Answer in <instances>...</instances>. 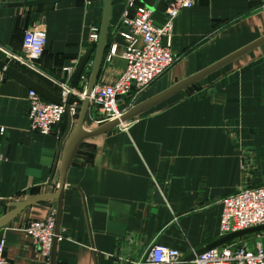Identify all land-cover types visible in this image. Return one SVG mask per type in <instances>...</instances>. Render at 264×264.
Wrapping results in <instances>:
<instances>
[{
  "label": "crops",
  "instance_id": "0c3cea01",
  "mask_svg": "<svg viewBox=\"0 0 264 264\" xmlns=\"http://www.w3.org/2000/svg\"><path fill=\"white\" fill-rule=\"evenodd\" d=\"M25 1L0 0V59L58 95L62 82L81 88L80 75L75 82L73 75L96 46L90 34H99L103 0ZM126 3L111 2L95 84L112 82L124 68V40L115 27ZM153 16L159 22L163 12L153 10ZM39 27L46 44L34 71L15 56L24 31ZM263 38L264 0H197L180 9L170 41L173 63L142 89H132L120 108L151 101L207 72L142 107L125 128L81 143L66 173L55 264H146L153 244L186 257L221 237L223 198L264 185ZM94 53L82 72L91 70ZM28 90L0 70V217L12 209L10 198L56 190L45 184L57 155L52 181H58L67 115L48 134L33 131ZM98 125L88 108L83 127ZM51 210L49 200L34 203L0 228L10 264H50V255L38 254L22 228Z\"/></svg>",
  "mask_w": 264,
  "mask_h": 264
},
{
  "label": "built area",
  "instance_id": "2783aa9c",
  "mask_svg": "<svg viewBox=\"0 0 264 264\" xmlns=\"http://www.w3.org/2000/svg\"><path fill=\"white\" fill-rule=\"evenodd\" d=\"M197 0H168L161 21L155 20L153 10L141 0H127L121 19L115 32L124 40L122 57L125 65L119 76L110 83L95 84L89 95V109L94 110V121L120 118L127 108H120L123 97L132 89H142L154 79L163 75L174 61L170 50L173 22L180 9L193 6ZM97 33L90 34L91 41H97ZM46 44L45 30L42 27L28 29L23 33L22 52L15 59L30 70L37 71V61ZM113 45L109 56L115 54ZM70 74L74 68H63ZM90 70L80 74L81 88L67 82L60 83L61 103H54L42 98L36 91L29 89L27 116L33 131L48 134L66 114L68 104L72 118L78 112ZM130 121V120H129ZM117 127H126L128 122ZM2 130V128L0 129ZM2 155L0 153V160ZM55 211L51 210L43 218L29 220L22 232L38 254L48 258L53 241ZM264 224V185L242 187L223 198L220 214V236L227 233ZM264 231V230H262ZM258 231L248 237L252 243L238 244L236 238L212 247L184 261L181 252L163 244H153L146 255V264H264V232ZM240 238V237H239ZM252 244V245H251ZM0 264H10L5 253V241L0 237Z\"/></svg>",
  "mask_w": 264,
  "mask_h": 264
},
{
  "label": "water",
  "instance_id": "95a60500",
  "mask_svg": "<svg viewBox=\"0 0 264 264\" xmlns=\"http://www.w3.org/2000/svg\"><path fill=\"white\" fill-rule=\"evenodd\" d=\"M57 1L59 0H28V1H25L23 5L28 6V5H38V4H51ZM111 2L112 0H103V14H102V18L100 21V28H99V34H98L96 46L89 49L88 52L82 57L73 75L72 81L75 82L78 76L80 75V73L82 72L92 51L94 50L95 52L94 59H93L92 67L90 70L89 78H88V81L85 87V95L83 99L81 100L80 107H79L77 117L75 120L72 118L69 108H68V104H71L73 102V98H69L67 101V104L65 105V111L67 115V126H66L64 134L62 135L59 141V145H58V154L62 150V156H61L60 164L58 166V174H59L58 181L57 182L52 181L54 172L56 169L57 159H58V155H57L55 162L53 164V167H52L50 177L47 183L45 184L46 186L56 187V190L52 193L32 194V195H29L27 197L20 198L17 200L10 198L8 199V203H9V206L12 207V209L8 211L6 214H4L2 217H0V228H1L4 225H6L8 222H10L12 219H14L26 207L34 203L44 201V200L51 201L52 209L55 211V223H54V229H53L54 235H53L52 247H51V252H50V264H55V247H56V241H57L58 232H59L60 216H61V210H62V198H63L64 189L66 187V173L81 143L87 138H92L97 135L103 134L117 127L120 123L131 120L142 107L158 101L159 99H161L168 93L174 90H177L178 88L188 84L189 82L194 81L195 79L204 75L207 72L205 71V72L199 73L198 75H195L191 77L190 79L175 85L174 87L163 92L162 94H160L158 97H156L155 99L151 101H148V102H145L140 105L127 109L120 116V118L105 121L93 129H85L83 127V121H84V118H85V115L88 109V105H89V95L91 94V91L95 85L97 73H98L101 60L104 55V51L106 47V33L108 30V25H109ZM141 2H143L151 10H158L160 12H164L167 6V2L165 0H158L157 2L156 0H141ZM262 40H264V38ZM0 70H2L7 76L19 81L20 83H22L29 89H33L45 100H48L54 103H61L60 95L51 91L50 89L46 88L39 82L30 78L25 73L21 72L20 70L10 65L9 60L7 58L0 59ZM262 230H264V224L227 233L221 236L219 239L206 245L205 247L197 249L195 252L184 257L183 260L187 261L193 258L195 255L200 254L207 249L221 245L223 243H226L230 240L241 237L243 235L255 233L258 231H262Z\"/></svg>",
  "mask_w": 264,
  "mask_h": 264
},
{
  "label": "rangeland",
  "instance_id": "374dc122",
  "mask_svg": "<svg viewBox=\"0 0 264 264\" xmlns=\"http://www.w3.org/2000/svg\"><path fill=\"white\" fill-rule=\"evenodd\" d=\"M262 232H264V231H262ZM251 235H254V233H250V234L243 235V236H241V237H243V238H241V239H239V240H236V241H238V244H245V245H248V244L252 243V240H251V239H248V237L251 236ZM245 236H247V237H245ZM261 241L264 243V235H263V237L261 238ZM251 245H252V244H251Z\"/></svg>",
  "mask_w": 264,
  "mask_h": 264
}]
</instances>
